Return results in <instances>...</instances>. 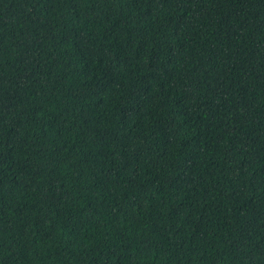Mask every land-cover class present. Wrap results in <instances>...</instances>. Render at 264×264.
Returning <instances> with one entry per match:
<instances>
[{"label":"trees","instance_id":"trees-1","mask_svg":"<svg viewBox=\"0 0 264 264\" xmlns=\"http://www.w3.org/2000/svg\"><path fill=\"white\" fill-rule=\"evenodd\" d=\"M0 264H264V0H0Z\"/></svg>","mask_w":264,"mask_h":264}]
</instances>
